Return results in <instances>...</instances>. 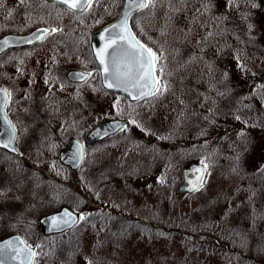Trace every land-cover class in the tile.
Instances as JSON below:
<instances>
[{
  "label": "trees",
  "instance_id": "1",
  "mask_svg": "<svg viewBox=\"0 0 264 264\" xmlns=\"http://www.w3.org/2000/svg\"><path fill=\"white\" fill-rule=\"evenodd\" d=\"M103 1L104 10L93 19L96 22L91 28L112 19L121 2ZM178 2L179 0H156L155 7L134 13L131 22L135 23L136 34L143 35V27L139 21L154 16L155 13L159 26L166 23L168 31L165 36L169 44H174L176 51L178 37L185 35L179 29L191 25V18H181L183 10L179 7L162 4ZM45 5L38 4L39 11L46 10ZM54 10L59 13L67 12L59 4L54 5ZM187 61L190 58L173 56L165 65L160 59L159 67L163 69V75L159 72L157 74L161 83L166 84L169 89L178 88L184 72V81L188 86H193L191 69H185V64H189ZM64 63L61 62L60 66L68 67ZM47 103L41 99L39 113H24L19 119L32 118L33 124L40 120L41 128H47L51 118L50 105ZM138 105L139 103H129L120 96L119 106L114 107L112 115L129 118L128 126L137 121L140 126L145 127L144 121H140L141 111ZM191 115L192 112L188 118L179 117L169 121L167 144L162 153L157 154L153 149L150 151L143 139L133 137L124 128L109 137L105 143L117 145L122 140L127 141L129 150L125 156L108 155L105 150L104 153L98 151L95 154L89 150L82 166L77 170L58 161V151L66 143L65 135L59 131L53 134L48 129L34 130L36 134L43 133L44 137L32 140H25L17 134L18 155L0 150V204H4V207L17 205L19 209L16 213L25 216L19 232L35 247V263L49 259L52 264L55 260L60 261L59 264H264L262 229L253 227L247 231L240 225L241 218L229 219L223 199L219 196L210 199L208 193L183 195L176 190L181 180V168L188 162L198 160L212 165V159L206 153L209 149L208 137H201L197 142ZM202 125L201 123L200 127ZM17 127L21 128L20 125ZM142 130L141 128L140 131ZM174 141L179 143L174 144ZM225 156L231 155L224 151L219 141L215 146L214 166L223 167L226 162H221L220 159H225ZM150 168L151 171L159 172V182L161 169H166V194L159 193L157 202L134 203L130 198L129 182L145 176ZM192 195L196 196L194 203L183 207L182 198ZM95 197L107 201L99 204ZM63 205L75 210L79 217L84 215L87 219H79L71 229L52 235H44L34 227L41 215ZM117 205L119 209L116 208ZM96 206L99 208H94ZM28 221L29 225L26 224ZM4 234L0 233V236ZM154 239H161L172 248H167L164 255H139L137 243H150ZM109 244L111 249L106 247ZM116 252L119 255H115Z\"/></svg>",
  "mask_w": 264,
  "mask_h": 264
},
{
  "label": "flooded vegetation",
  "instance_id": "2",
  "mask_svg": "<svg viewBox=\"0 0 264 264\" xmlns=\"http://www.w3.org/2000/svg\"><path fill=\"white\" fill-rule=\"evenodd\" d=\"M38 4L31 3V0H24L23 4L20 0H0V37L8 33H25L41 24L55 29L54 23L50 24L46 19L50 17L49 10L45 8L39 11ZM171 5L183 10L181 18H191V25L179 29L185 35L176 38V51L174 44H169L165 36L168 29L164 21L162 26L156 20L151 24L157 35L151 33L152 27H143V35L138 37L161 57L165 65L169 57L190 58L185 69L192 71L193 86H185L184 82L181 88H191L192 121L196 131L194 138L198 142L201 137H208L209 141L206 153L210 155L212 165L204 162L207 174L203 187L208 185L207 195L210 199L217 196L223 199L229 219L241 218L240 225L247 231L253 227L264 231V30L260 23L264 15V2L244 0L229 5L228 0H179L177 4H162ZM48 6L54 9L53 3ZM150 19L151 16L146 18V22ZM130 23L136 33L135 23ZM71 35L64 41L71 49L64 63L68 66L66 68L57 61L55 47H50L48 51L45 48L46 43L56 37L54 34L32 44L20 46L7 42L0 47V87L12 93L6 112L17 134L25 140L44 137L43 133L36 134L34 130L46 129L53 134L59 131L66 139L70 137V132L83 133L84 138L91 128L88 121L91 119L96 123L103 118L102 105H89L86 93L82 92L91 91L97 93V97L108 92L101 86L99 66L91 56L89 34L80 38L77 34ZM44 48L46 51H43ZM40 51L43 52L42 59ZM70 69L84 70L92 73V76L87 77V83L71 81L66 77ZM68 93H73V97L67 101ZM109 93L117 96L119 92ZM165 94L166 91L158 99L150 97L144 100L145 113L153 118L149 108L157 100L160 104L155 108L163 105L166 99H160ZM41 99L50 105V126L41 128L40 120L33 124L32 118L19 119L24 113H39ZM42 109H45L44 106ZM157 113L160 130L153 133H156L154 138L161 142L162 153L167 144L169 121L179 117L188 118L189 114L181 112L178 116L168 117L167 111L166 116ZM219 141L224 151L231 155L220 159L226 162L223 167L214 166L215 146ZM146 146L151 149V145ZM103 148L104 141L100 140L86 145L85 150L86 153L94 149L103 153ZM151 169L148 175H151ZM165 175L166 169L162 168L160 182L163 180L164 183H160V186L166 188ZM200 189L196 192H200ZM22 225V213L10 216L0 213V233H5L3 236L18 232ZM33 264L52 263L39 261Z\"/></svg>",
  "mask_w": 264,
  "mask_h": 264
},
{
  "label": "rangeland",
  "instance_id": "3",
  "mask_svg": "<svg viewBox=\"0 0 264 264\" xmlns=\"http://www.w3.org/2000/svg\"><path fill=\"white\" fill-rule=\"evenodd\" d=\"M262 1L264 2V0H262ZM31 3L42 4L41 0H31ZM158 5H156V7H158ZM45 8L48 9L49 13H50V17L46 18V19H48L49 22H51L50 24L54 23V25H56L55 28L58 29V31H56V33L54 34V36L56 35L54 40L53 39L49 40L46 43L45 48H47V51H48L50 47H55V49L57 51L56 56L58 55L56 58L57 61L65 62L67 59V55L71 49L69 47H67V44L64 41L66 39H69L72 36L71 34H77L79 36V38L84 37V36L85 37L88 36L87 32L89 30H91V29H89V28H91L90 26H93L92 24L94 22H96V21L93 22V19L95 17L99 16L104 10V1L99 0L96 3V5L90 11L85 12L84 15L81 17H78V16L73 17L71 13L56 12L51 6H48V5H45ZM157 10L158 9H156V12H157ZM151 17H152V19H150L148 22H146V19H144V20L141 19L139 22H141V24H142L141 26L144 28L150 29V27H152L151 33L157 35L156 30L154 29L153 26H151V24L152 23L154 24V21L156 20L155 13H154V16H151ZM260 23H261L262 30H264V15H263ZM60 29H62V31H59ZM45 48L43 51H46ZM42 57H43V52L40 53V58L42 59ZM169 59H171V57H169L168 60ZM168 60L166 58V61H165L166 64H167ZM42 63H43V61H42ZM42 63L40 65V67L42 66ZM82 92L86 93L85 97L88 99L89 105L92 103H93V107H100L102 105L100 108H101L103 114H106V113L109 114L110 112H112L114 107L116 108V106H115L116 102L113 99V96L111 94H108V95L98 94L99 96L97 97L96 96L97 93H91V91H82ZM191 95H192L191 88L182 89L180 86H178V88L171 87L169 89V87L167 86L166 94L164 95L163 98L160 99L161 101L166 99L165 102L163 103V105H160L157 108H155V106L160 104L159 100H157L156 103H152L150 108H149L151 111V114L154 117L152 118L151 116H149L148 113L142 114V112H144L143 107L138 106V108L140 109L139 111H142L141 116H140V121L143 120L146 123L145 127L140 126V124L137 123V121H135L136 123L132 122L131 125L126 127L127 132L131 133L132 136L137 138V139H139V138L143 139V141L146 143V145L147 144H148V146L151 145V149H153L157 154H159L160 150H161V142L154 138L156 136V133H153L155 131L160 130V127L158 125L159 119L156 118L159 116V114L157 112L164 113V115L166 116V111H167L168 117L172 116V115L178 116L179 113H181V112H185V113L190 114L191 111L193 110V106H191V102H190ZM72 97H73V93H68L67 101L69 99H72ZM159 97L160 96H158L157 99ZM154 101L155 100H152L151 102H154ZM53 105L56 108V105L54 103H53ZM89 107H92V105ZM42 110L45 113V109H42ZM147 112H148V110H147ZM147 116L153 120L148 119ZM88 124H93V122H91V119H90V121H88ZM148 127L151 130L150 132H148ZM141 128L143 129L142 131H144V132L140 131ZM149 139H151V141ZM173 143L176 144V143H179V141H174ZM63 146H61V147H63ZM104 150L106 151V153L108 155L111 154V155H115V156H117V155L125 156L129 150V143L125 140H122L117 145H114V146L110 145V146L104 147ZM104 150H103V153H104ZM93 153L96 154L95 149L93 150ZM158 179H159V172H156V171H151V175H148L146 173L145 176H142L140 178H135L134 181L132 179V181L129 182V187L131 188L130 189V198L133 200V202L134 203H143L144 201L157 202L159 200L158 197L162 194V192H164V195H165L166 194V188L160 186L161 182H159ZM142 189H145V190H142ZM208 190H209L208 185H205L203 188H201L200 193L206 194V193H208ZM159 193H160V195H159ZM94 199L99 204H101V203L104 204L107 201L104 198L95 197ZM195 199H196L195 195L184 196V198H182V200H181V204L183 207H186L187 205H189V203H191V202L194 203ZM97 207L99 208V206H96L94 208H97ZM116 208L119 209V206L117 205ZM18 209H19V207H17V205H14L12 207H8V206L4 207V204H0V211H1L2 215L4 214V216L13 215L14 213H16V211ZM24 218H25V216H23V219ZM26 218H29V215H27ZM29 223H30V221L26 222V224H28V225H29ZM37 226H38V223H37V221H35L34 227L37 228ZM62 232H64V230L58 231V232H53V233L46 234V235H52V234H57V233H62ZM92 234L95 235V233H92ZM136 246H137V248H140L138 254L141 256H144V255L150 256L153 254L164 255L167 248H172L170 246L165 245L161 239L160 240L154 239L150 243H145V244H142V243L138 244L137 243ZM106 247L110 248V249L112 248V246H110V244L107 245ZM115 255H119V252H116ZM48 261H50V260L48 259ZM52 261L53 262L56 261L54 264L60 263V261H57V260H55V261L52 260ZM79 261H81V260H79ZM79 264H81V263H79Z\"/></svg>",
  "mask_w": 264,
  "mask_h": 264
},
{
  "label": "snow or ice",
  "instance_id": "4",
  "mask_svg": "<svg viewBox=\"0 0 264 264\" xmlns=\"http://www.w3.org/2000/svg\"><path fill=\"white\" fill-rule=\"evenodd\" d=\"M60 3L67 5L68 10L75 13L77 10L83 12L90 11L96 0H59ZM234 0H228V4L232 5ZM23 4L24 0H20ZM156 0H129V5L134 6L135 9L141 10L146 8L155 7ZM129 13L125 12L123 19L118 23L111 25L109 28L104 29V34H101L100 38L104 41L103 45L95 50V57L101 65L100 74L104 82V86L108 89H122L128 93L133 100H142L150 97H158L163 95L167 91V85L161 83L160 78L157 76V72L163 75V69L159 67L161 57L157 55L152 48L143 44L136 38L134 32L128 23ZM58 29H43L41 35L36 36V39L42 40L47 36L52 35ZM59 31H62L60 29ZM29 43L31 41H28ZM7 44V41H4ZM92 76V73H80L78 78L87 83V77ZM47 83V80H46ZM135 93V94H133ZM12 98V93L8 89H0V104L7 105ZM116 107L119 106V98L116 101ZM239 119V117H237ZM133 123H136L133 121ZM123 130V129H122ZM12 138H15L14 126ZM4 148H9L10 143H4ZM16 151L15 148L12 149ZM79 156L83 158V152H79ZM203 164V169L197 168L193 171L199 173L195 181H190L191 191H198L203 187L205 182V175L207 174V165ZM163 182V180H161ZM65 214L69 216L65 210ZM53 225L57 226L59 220L53 217ZM80 220H86L87 217L81 215ZM73 223L77 221L73 219ZM64 224L68 223V220L63 221ZM23 243V242H21ZM11 241L5 243L0 247V256L3 255L4 250L11 248ZM17 257L24 252V249H17ZM29 249V255H31ZM0 264H4V261L0 259ZM21 264L24 261L21 260Z\"/></svg>",
  "mask_w": 264,
  "mask_h": 264
},
{
  "label": "water",
  "instance_id": "5",
  "mask_svg": "<svg viewBox=\"0 0 264 264\" xmlns=\"http://www.w3.org/2000/svg\"><path fill=\"white\" fill-rule=\"evenodd\" d=\"M47 1L59 2V0H47ZM60 4L67 8V5L63 3H60ZM136 10L137 9H135L134 6L130 7L129 0H123L121 9L118 15L116 16V18L112 20L111 22L107 23L106 25H104L103 27L93 31L90 34L91 52L99 66V69H101V65L99 64V61L95 57V50L101 47L104 43V41L100 38L101 34H104V29L109 28L111 25L116 24L120 20H122L125 12H128L129 17H130V15ZM76 12H81V11L77 10ZM128 23H129V20H128ZM45 28L51 30V28L47 26H37L27 33L4 35L0 38V47H3V45L5 44L4 41L9 42V44L15 43V45H20V46L31 44L38 40L36 39V36L41 35L42 34L41 30ZM28 41H31V42L29 43ZM76 73H79V71L70 70L68 72V76L73 79H78V76ZM100 81H101L102 86L105 89H108L104 86V82L102 80L101 74H100ZM108 90H118L122 92L130 101H135L132 99L131 96H129L128 93L124 92L122 89H108ZM5 108H6V105L0 104V148H3L11 153L17 154L18 150L15 146V138L14 139L12 138L13 125L11 124L5 112ZM126 123H127V119L125 118L106 119L98 123L95 127H93L86 134L84 138V142L80 141L77 138H70L67 144L63 148H61V150L59 151V155H58L59 160L73 169L78 168L82 162V159L79 156V152L80 151L83 152L84 143H92L99 139L105 138L117 132ZM14 134H15V129H14ZM4 143H10V147L4 148L3 147ZM13 148H15L16 151H13L12 150ZM197 168L203 169V165L201 163L192 162L188 166L183 168L182 170L183 179H182V182L178 185L179 192L191 191L190 181L194 182L196 176L199 174L193 171L194 169H197ZM65 210H67L68 213H71L72 219H70L69 216L65 214ZM53 217H56L59 220V224L57 226L53 225V219H52ZM73 219L76 221L78 220L77 213L73 211L72 209H70L69 207L63 206L55 212H51V213L41 216L39 218V229L42 230L44 234L62 231L64 229L72 227L75 224L72 222ZM64 220H68V223L64 224L63 223ZM9 241H11L12 247L5 249L3 255L0 256V259L4 261V264H21V260L24 261V264H31L33 262L34 247L29 245L20 234L14 233V234H10L0 239V247H2L5 243ZM17 249H24V252L20 254L18 257L15 251ZM29 249L31 250V253H32L31 255H29Z\"/></svg>",
  "mask_w": 264,
  "mask_h": 264
}]
</instances>
